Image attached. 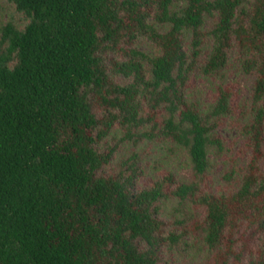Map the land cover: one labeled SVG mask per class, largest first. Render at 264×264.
<instances>
[{"label":"trees","instance_id":"trees-1","mask_svg":"<svg viewBox=\"0 0 264 264\" xmlns=\"http://www.w3.org/2000/svg\"><path fill=\"white\" fill-rule=\"evenodd\" d=\"M7 1L27 23L0 28V264H160L197 233L213 252L206 264H264L254 246L264 233V0ZM208 16L217 21L205 31ZM140 36L159 54L141 51ZM234 49L255 74L242 129L250 157L240 186L215 193L202 182L221 141L187 87L195 70L221 74ZM234 88L218 86L212 115L233 111ZM117 125L123 137L107 141ZM145 140L185 147L193 179L167 172L141 188L137 153L104 172L123 141ZM171 198L191 200L201 218L160 217Z\"/></svg>","mask_w":264,"mask_h":264},{"label":"rangeland","instance_id":"rangeland-1","mask_svg":"<svg viewBox=\"0 0 264 264\" xmlns=\"http://www.w3.org/2000/svg\"><path fill=\"white\" fill-rule=\"evenodd\" d=\"M180 5H177V8ZM13 21L19 28L27 23L26 17L17 12L14 4L0 0V28ZM217 17H206L203 30L210 31L215 27ZM166 28H162L165 30ZM190 37H187V42ZM213 45V36L209 35L203 46L200 62H204ZM137 47L149 56L159 54V48L145 36H140ZM227 67L219 75H205L199 70L191 73L187 87L189 102L195 103L200 112L207 117L209 124L214 125L211 135L219 137L221 148L210 145L209 168L202 182L205 189L215 193L236 190L241 183L244 168L250 157L247 148V137L243 126L252 119V89L255 74H247L241 66L242 55L238 49L229 52ZM148 68V66L146 65ZM233 84L236 95H233L232 112L221 117L212 115L217 103L218 86ZM124 129L117 125L112 130L107 141L121 138ZM137 153L145 170L144 177L139 181L141 188H149L153 181L167 172H172L178 179L189 182L193 179V165L188 150L170 140L142 141L133 144L123 141L115 157L103 170L104 172L119 171L122 161ZM160 217L167 221L175 219L189 224L196 218H201L203 210L194 207L191 200L180 201L178 198L162 200L158 203ZM255 248L264 249V233L261 240L254 244ZM213 252L205 244L202 234H190L183 238L178 247L164 251L160 264H206L212 259Z\"/></svg>","mask_w":264,"mask_h":264}]
</instances>
